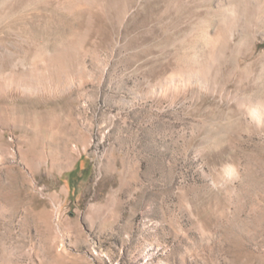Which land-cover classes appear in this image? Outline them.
<instances>
[{"label": "rangeland", "instance_id": "rangeland-1", "mask_svg": "<svg viewBox=\"0 0 264 264\" xmlns=\"http://www.w3.org/2000/svg\"><path fill=\"white\" fill-rule=\"evenodd\" d=\"M248 11L0 0V264H264Z\"/></svg>", "mask_w": 264, "mask_h": 264}, {"label": "bare ground", "instance_id": "bare-ground-1", "mask_svg": "<svg viewBox=\"0 0 264 264\" xmlns=\"http://www.w3.org/2000/svg\"><path fill=\"white\" fill-rule=\"evenodd\" d=\"M228 1L237 9V12H236V18H237V20H240L241 17L244 16V18H246V21L247 22L249 21V20H247V18L250 16L249 15L250 14V11H248V9L249 8H252L254 3H261V2L264 3V0H228ZM245 7L248 8V9H245ZM253 19H254V17H253ZM242 20H244V19H242ZM246 36H248V35H246ZM246 36H245V38H246Z\"/></svg>", "mask_w": 264, "mask_h": 264}]
</instances>
